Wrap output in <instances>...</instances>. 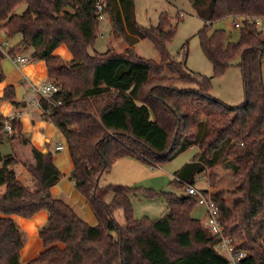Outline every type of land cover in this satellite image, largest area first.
Segmentation results:
<instances>
[{
    "label": "trees",
    "instance_id": "16d2710c",
    "mask_svg": "<svg viewBox=\"0 0 264 264\" xmlns=\"http://www.w3.org/2000/svg\"><path fill=\"white\" fill-rule=\"evenodd\" d=\"M189 1L206 24L199 31L200 44L214 76L224 75L241 59L245 101L238 106L213 97L212 77L189 70L186 59L170 55L176 27L167 12L160 15L158 26L145 28L137 22L135 0H105L111 34L126 48L121 53L111 48L98 52L97 0H0V29L8 38L22 36L9 56L32 48L31 58L44 61L49 81L61 88L56 99L62 104L44 120L64 137L74 164L69 177L98 220L88 224L53 197L52 188L64 175L52 153L32 147L34 164L20 178L18 159L1 151L6 125L12 127L11 141H30L19 117L0 113V264H21L24 237L13 216L32 218L44 210L48 222L39 234L45 249L28 264H229L216 248L217 238L192 216L195 198L164 193L169 214L138 220L131 196L142 189L101 184L121 159L157 166L194 146L199 152L174 174L181 191L196 186L230 155L251 166L258 163L264 173V27L252 21L264 20V0ZM23 4L26 10L17 14ZM231 16L242 21L237 43L225 30H211L215 22ZM141 40L154 44L158 63L138 55L135 46ZM62 45L72 60L54 55ZM6 58L0 49V83L6 79L1 68ZM3 101L26 107L17 101L13 86L4 89ZM199 189L208 195V189ZM211 197L220 207L226 232H240L237 248L249 251L241 264H264V214L250 221L249 199L246 209L235 214L224 209L216 194ZM118 211L125 216L124 226L116 220ZM253 228H258L256 234Z\"/></svg>",
    "mask_w": 264,
    "mask_h": 264
},
{
    "label": "rangeland",
    "instance_id": "374dc122",
    "mask_svg": "<svg viewBox=\"0 0 264 264\" xmlns=\"http://www.w3.org/2000/svg\"><path fill=\"white\" fill-rule=\"evenodd\" d=\"M135 7L137 22L145 28L158 26L160 15L163 12L169 14L173 26L176 27L175 37L168 45L170 55L176 60L186 59L189 70L203 76L212 77L213 89L211 95L213 97L229 106H238L245 101L243 76L239 67L241 59L238 58L224 75L214 76L213 66L204 55L200 44L199 31L206 24L197 15L189 0H135ZM26 8L27 5L23 4L15 12L22 14ZM211 30L212 32L225 30L231 42L237 43L240 40L241 32L235 28V17L231 16L215 22ZM1 35L6 42L8 41L10 47L16 45L18 38L13 40L8 38L3 29H0ZM109 48L121 53L126 48V44L112 36L111 21L107 18L101 22L95 50L105 52ZM24 50L23 53L32 61L31 49ZM135 50L143 58L151 59L157 63L160 61L159 52L149 40H141L135 46ZM91 52L94 53V50L91 49ZM262 73L264 80V59ZM166 74L169 75V72L166 71ZM25 148L22 147V149ZM18 150V146H14L8 140V134L4 132L1 147L2 154L8 155L15 153V151L18 152ZM198 152V147H192L173 160L157 166H151L140 161L134 162L136 159L133 158H124L133 160H127L132 162H121L116 166L117 170L112 176H104L101 184L104 186L110 184L123 185L142 189V191L131 196L134 217L138 220L143 218L157 220L169 214L164 193L179 196L183 195V192L186 193V189L182 192L174 185V174L185 164L191 162ZM114 180L120 183L112 182ZM200 180L196 185L197 188L208 189V196L216 194L226 211L235 214L243 212L246 209V200L249 199L251 210L247 219L259 221L264 214V211L263 213L260 212L264 200V173L259 168L258 163L251 166L240 158L232 155L226 156L221 163L208 170V173ZM210 187L213 190L210 191ZM105 195L108 196L105 200L110 201V194L105 193ZM192 216L204 225L207 220V210L204 206L198 204L194 208ZM115 217L120 226L126 224L122 211H118ZM253 231L256 234L258 228H253ZM230 233L237 243L240 242V239L242 240L240 232L231 231ZM220 253L225 255L224 252Z\"/></svg>",
    "mask_w": 264,
    "mask_h": 264
},
{
    "label": "crops",
    "instance_id": "0c3cea01",
    "mask_svg": "<svg viewBox=\"0 0 264 264\" xmlns=\"http://www.w3.org/2000/svg\"><path fill=\"white\" fill-rule=\"evenodd\" d=\"M0 38L6 42L2 35ZM14 38H18L16 45L10 47V45L7 44L8 54L9 50L22 41L21 35L16 34L10 39L13 40ZM24 49H31V53L33 51L32 48L26 47ZM17 53L26 57L23 51H17L16 54ZM54 55L61 56L67 61H70L73 58L72 53L66 45H62L56 49ZM1 68L6 75V79L0 83V113L5 117H19L22 121L24 137L30 141L29 144L22 145L19 141H11L10 136L8 135V140H10L14 146L16 145L19 148L18 152L15 151L12 155H14L19 161L20 178L26 177L28 175V169L34 164L31 152L32 147L41 151H47V153H52L55 165L64 174V177L60 182L52 188L53 197L67 203L74 212L88 224L96 225L98 222L96 215L85 198L76 190L75 182L69 177L74 168V164L64 137L52 123L44 120L41 113H39L34 107L27 105L24 101L29 90L28 85L25 83V79L28 78L36 84L50 82L45 62L30 60V62L24 65H19L7 55V58L1 64ZM8 86H13L15 88L17 101L20 104L25 103V108L21 107L18 109L12 104L3 101L4 89ZM60 143L64 146L62 151L58 150V145ZM22 147L26 148L22 149ZM194 147L197 148L196 146ZM133 159H121L126 161H117L108 176L113 175L115 170H117L116 166L121 164V162H132L127 160ZM134 162L139 161L136 160ZM112 182L120 183L115 180ZM209 190L211 191L213 189L210 187ZM48 217L49 215L45 210L37 213L32 218L13 216L14 221L21 229L24 237V246L21 251V264H28L44 251V244L39 233L40 229L47 224Z\"/></svg>",
    "mask_w": 264,
    "mask_h": 264
},
{
    "label": "built area",
    "instance_id": "2783aa9c",
    "mask_svg": "<svg viewBox=\"0 0 264 264\" xmlns=\"http://www.w3.org/2000/svg\"><path fill=\"white\" fill-rule=\"evenodd\" d=\"M106 3L105 0H97L96 14L101 22L105 21L108 17L105 12ZM257 27L262 29L264 27V20H252ZM242 21L239 17L235 18V28L240 29ZM7 42H4L0 38V49L12 58V60L19 64L24 65L30 62L27 57L16 54L15 57L9 56L7 52ZM25 83L28 85V94L24 98L27 105L34 107L42 117H46L52 113L54 108H58L61 104V100H57V95L60 93L61 88L52 82L36 84L30 79H25ZM6 133L12 134V127L8 123L6 125ZM64 146L60 143L58 150H63ZM187 196L195 198L197 203L204 206L207 210V220L204 226L209 229L211 234L218 240L216 248L219 252H224L225 256L229 259V264H241L248 256L249 252L244 249H238L236 242L232 235L226 232L224 224L222 223L220 207L218 203L208 195L203 194L196 186L188 185L186 188Z\"/></svg>",
    "mask_w": 264,
    "mask_h": 264
},
{
    "label": "water",
    "instance_id": "95a60500",
    "mask_svg": "<svg viewBox=\"0 0 264 264\" xmlns=\"http://www.w3.org/2000/svg\"><path fill=\"white\" fill-rule=\"evenodd\" d=\"M26 48V47H25ZM43 154H47V151H42Z\"/></svg>",
    "mask_w": 264,
    "mask_h": 264
}]
</instances>
